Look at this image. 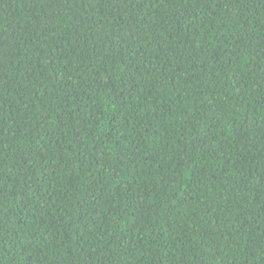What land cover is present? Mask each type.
<instances>
[{"label": "trees", "instance_id": "1", "mask_svg": "<svg viewBox=\"0 0 264 264\" xmlns=\"http://www.w3.org/2000/svg\"><path fill=\"white\" fill-rule=\"evenodd\" d=\"M0 264H264V0H0Z\"/></svg>", "mask_w": 264, "mask_h": 264}]
</instances>
